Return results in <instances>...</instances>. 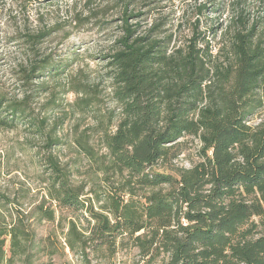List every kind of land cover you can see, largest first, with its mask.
<instances>
[{
	"label": "trees",
	"instance_id": "trees-1",
	"mask_svg": "<svg viewBox=\"0 0 264 264\" xmlns=\"http://www.w3.org/2000/svg\"><path fill=\"white\" fill-rule=\"evenodd\" d=\"M15 1L24 13L32 4L65 0ZM73 1H83L90 13L98 2L121 10L107 63L118 120L102 130L103 153L84 134L73 142L111 188L100 210L89 207L85 186L73 183L53 153L60 139L45 134L47 118L35 121L31 87L62 65L38 46L60 28L44 30L40 22L32 29L26 19L20 46L8 57L13 86L24 91L17 95L0 80V109L13 117L0 116V125L23 119L45 136L51 205L37 211L51 221L64 208L90 212L89 227L77 218L67 222L66 247L84 264H91L89 248L115 253L126 241L139 251L136 264H264V119L252 123L264 110V23L251 22L241 9L220 33L218 26L202 29L209 6L200 3L188 31L160 17L158 6V17L143 29L144 13L134 6L139 0ZM38 85V91L47 88L44 81ZM80 100L92 103L84 93ZM187 136L199 141V160L175 167ZM4 228L0 264L7 261L8 236L12 256L33 264L34 237L24 220Z\"/></svg>",
	"mask_w": 264,
	"mask_h": 264
},
{
	"label": "rangeland",
	"instance_id": "rangeland-1",
	"mask_svg": "<svg viewBox=\"0 0 264 264\" xmlns=\"http://www.w3.org/2000/svg\"><path fill=\"white\" fill-rule=\"evenodd\" d=\"M151 1L157 3L151 4ZM263 1L240 0L238 7L234 0H139L134 6L144 13L143 29L155 20L157 12L153 9L158 6L160 17L174 27L182 26V30L188 31L197 18L196 6L206 3L209 7L201 15L202 29L218 26L220 33L241 9L251 22L259 21L261 26L264 23ZM22 9L15 0H0V80L10 85V91L21 95L24 89L13 86L8 72L11 64L8 57L20 46L17 38L22 25L27 19L32 29L39 27L41 22V27L47 30L57 23L60 29L44 38L38 47L41 55L53 54L62 65L58 73L45 74L34 81L37 84L31 87L33 103L29 108L35 121L47 118L45 134L52 133L60 139L52 149L53 153L71 171L73 183L85 186L83 198L87 205L100 210L111 186L101 179V175L96 177V167L73 142L78 135L84 134L96 150L103 153L102 130L118 120L120 108L113 99L107 63L114 38L119 34L121 10L112 3L98 2L95 12L90 13L83 1L73 0L58 1L53 5L32 4L24 13ZM78 14L84 19L80 23L76 21ZM43 81L47 88L38 91V84ZM82 93L91 97L90 105L80 100ZM0 116L13 119L2 109ZM262 119L264 110L252 123ZM182 143L183 151L172 160V165L191 167L199 160L200 143L191 136L183 138ZM47 153L45 136L38 134L29 121L15 119L11 126L0 125V228H11L18 218L24 220L28 234L34 237L33 264H84L78 254L66 247L67 222L77 218L81 227H89L90 212L64 208L58 211L56 220L51 221L37 211L42 204L46 208L51 205L49 171L44 166ZM9 237L5 264H30L25 256H12ZM89 258L91 264H136L141 256L138 249L126 241L119 242L115 253L89 248Z\"/></svg>",
	"mask_w": 264,
	"mask_h": 264
}]
</instances>
